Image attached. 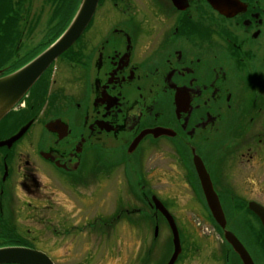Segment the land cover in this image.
<instances>
[{
    "label": "flooded vegetation",
    "instance_id": "obj_1",
    "mask_svg": "<svg viewBox=\"0 0 264 264\" xmlns=\"http://www.w3.org/2000/svg\"><path fill=\"white\" fill-rule=\"evenodd\" d=\"M80 2L0 0V78L53 44ZM100 16L110 22L93 30ZM26 126L9 149L0 148V249L44 254L37 245L50 237L64 241L78 264H98L105 230H113L115 259L119 229H145L146 236L137 235L145 253L127 264H167L170 255L160 254L168 241L172 252L171 232L152 206L160 192H152L150 178L166 176L169 160L195 213L203 208L197 227L218 236L214 244L188 238L196 255L207 245L211 264H243L206 207L194 156L218 198L225 230L252 264H264V226L249 210L250 204L264 210V0H98L86 30L0 120V143ZM35 128V140L20 150ZM78 209L86 213L81 222L58 221L67 212L79 219ZM39 213L49 214L45 237L38 227L32 231L43 223ZM163 227L169 239L159 238ZM87 235L99 241L79 244ZM180 242L175 264L190 246ZM53 246L47 251L55 258Z\"/></svg>",
    "mask_w": 264,
    "mask_h": 264
},
{
    "label": "water",
    "instance_id": "obj_2",
    "mask_svg": "<svg viewBox=\"0 0 264 264\" xmlns=\"http://www.w3.org/2000/svg\"><path fill=\"white\" fill-rule=\"evenodd\" d=\"M98 0H81L75 16L68 28L61 37L47 50L40 54L26 66L16 72L0 78V120L21 100L30 88L41 77L43 72L63 53H65L80 37L91 21L96 10ZM51 125L47 126L49 129ZM28 126L21 129L15 136L5 142L0 143L1 147L8 149L14 142L19 140L27 131ZM156 137L166 134L165 132H153ZM193 165L196 168L201 190L207 208L215 223L224 231L225 241L232 247L233 251L239 256L243 264H252L248 254L243 249L237 239L225 230L226 221L216 197L208 175L198 157L193 156ZM153 208L160 213L168 224L172 235L173 251L167 264H175L181 253V246L178 232L171 215L166 211L162 204L155 198L151 199ZM249 210L259 218L264 226V210L256 205L250 204ZM157 227L155 228V235ZM0 264H53L44 254L26 248H3L0 249Z\"/></svg>",
    "mask_w": 264,
    "mask_h": 264
},
{
    "label": "rangeland",
    "instance_id": "obj_3",
    "mask_svg": "<svg viewBox=\"0 0 264 264\" xmlns=\"http://www.w3.org/2000/svg\"><path fill=\"white\" fill-rule=\"evenodd\" d=\"M109 17H97V19L95 20V23L92 27L93 30H99L101 28L102 25H107L110 21ZM102 24V25H100ZM40 131V130H39ZM37 135V129H31V131L20 141L18 147L20 150L24 149L25 147H27V145L34 141ZM155 163L151 164V168H156ZM175 167L172 165V161H167L166 165L162 166V171L164 172L166 170V176L159 175L157 177V175H153L152 178H150V184H151V190L152 192H160V196H157L158 199L163 203V205L165 206V208L170 212V214L173 216L175 223L177 225V227L179 228V230L181 231L180 235H181V239L183 238V242L187 245L189 244L190 246H186L185 250H183V254H187L184 257H182L181 262H184L185 264H198L197 259L199 258L200 261H202V264H211V262L209 261V259L207 257H205V255H208L209 252V246L207 245H203L201 247V252L197 253L194 252L196 250L195 245L190 242V240L188 241V238H194V241H196V236L198 237H203L205 239H207V242L210 244H214L215 242H217V234L214 233L212 231V229L208 228V227H197V223L200 221V218H204V212H203V208L199 206V209L197 210V213H195V209H194V200L191 199V193L188 190V188L185 186V183L182 182V179L180 178L179 173H174L172 172L170 169H172ZM157 169V168H156ZM158 192V193H159ZM48 206L50 205L47 204ZM58 207V206H56ZM89 210V208H88ZM46 212V211H44ZM75 213L79 216L78 217L75 216V218L70 217L72 214L71 213H66V214H61L59 213V220L60 223H69L71 222V224H76L77 222H81L83 215H86L85 211L83 209H78L75 210ZM83 213V214H82ZM88 213V212H87ZM82 214V215H81ZM106 214V213H105ZM104 214V215H105ZM88 215V214H87ZM42 216V218L40 219H44L43 223L41 224H36V226L34 227V229H32V231H34L37 227L39 229V236L40 237H45L44 233V222L46 221L47 217H49L48 213H39V217ZM69 222H68V221ZM79 220V221H78ZM49 221V220H48ZM195 221V223H194ZM54 223V227H58L59 228V224ZM192 225V226H190ZM191 227H194V231L192 230ZM60 229V228H59ZM167 229L165 227H163V230L160 228L159 229V238L162 239H168L169 236L167 235ZM153 229H151L150 231V236L153 234ZM147 231L145 229H135L134 231L131 232V230H121L119 229V238H121V240L118 242L117 241V246H119V256L114 258H111L110 255H112V251L110 247L112 246V242L111 239L112 238V234H113V230H105L104 231V235L102 237V242L100 243L102 246V249L104 250V255L103 252L100 251V255H102V258L100 261H98V264H119L118 262H120V264H127V261L130 259H138L141 258L143 256L144 249L146 246H144L142 244L141 239H139L138 236H146ZM194 234V236H193ZM138 235V236H137ZM161 236V237H160ZM95 238V242L97 243L99 240L95 237V236H85L83 238H80L78 240L79 244L81 242H85L86 238ZM109 237V241H107V238ZM152 238V236H151ZM124 239V240H122ZM117 240V239H116ZM93 241V239L91 240V242ZM163 241V240H162ZM42 242V241H40ZM64 241L60 242V244H62ZM70 244L73 245V241H68ZM219 242V241H218ZM160 243V242H159ZM55 245L53 247L57 248V251H53V255L55 256V258L52 256V254L47 251L50 250L52 245ZM60 244H58L57 242L55 243L53 239L50 240V237L48 238V240L46 239L45 242L40 243L38 248L40 251L44 252V254L52 261L53 264H78L80 263V261L82 262V260L78 259L77 262H75L76 260L70 259L68 258V245L67 246H61ZM197 244V243H196ZM56 245H58V247H56ZM189 248V249H188ZM107 249V253L108 255L105 254V250ZM78 254H80V249L77 250ZM55 253V254H54ZM95 255V253H93V256ZM108 256V257H105ZM115 256V254H114ZM181 262L179 261L178 264H181ZM86 264H93L92 261L86 263Z\"/></svg>",
    "mask_w": 264,
    "mask_h": 264
},
{
    "label": "trees",
    "instance_id": "obj_4",
    "mask_svg": "<svg viewBox=\"0 0 264 264\" xmlns=\"http://www.w3.org/2000/svg\"><path fill=\"white\" fill-rule=\"evenodd\" d=\"M74 11H75V8L72 7L71 15H73ZM241 215H242V214H241ZM241 217L244 219V216H243V215H242ZM169 238H170V237H169ZM169 238H168V239H169ZM165 253H166V257H165V258H168L169 255L171 254V246H170V242H169V241H168V245H167V250H166V251H162L161 254H160V256H161V255H165ZM152 254H153V252H152ZM151 258H152V256H151Z\"/></svg>",
    "mask_w": 264,
    "mask_h": 264
}]
</instances>
